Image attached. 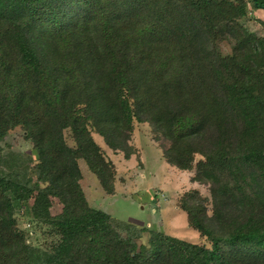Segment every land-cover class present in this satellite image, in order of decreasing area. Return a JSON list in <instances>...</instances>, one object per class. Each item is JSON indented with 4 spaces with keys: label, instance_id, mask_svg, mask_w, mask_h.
I'll list each match as a JSON object with an SVG mask.
<instances>
[{
    "label": "trees",
    "instance_id": "16d2710c",
    "mask_svg": "<svg viewBox=\"0 0 264 264\" xmlns=\"http://www.w3.org/2000/svg\"><path fill=\"white\" fill-rule=\"evenodd\" d=\"M248 8L0 0V141L19 127L35 151L32 167L0 155V264H264V34L246 25ZM136 121L169 139V164L209 185L210 197L193 188L178 201L204 243L146 226L123 235L90 204L81 159L106 194L117 180L94 132L129 158ZM34 190L40 243L14 204ZM50 196L66 201L58 215Z\"/></svg>",
    "mask_w": 264,
    "mask_h": 264
},
{
    "label": "rangeland",
    "instance_id": "374dc122",
    "mask_svg": "<svg viewBox=\"0 0 264 264\" xmlns=\"http://www.w3.org/2000/svg\"><path fill=\"white\" fill-rule=\"evenodd\" d=\"M247 1L248 15L251 18L245 21L246 25L251 30L264 34V10L253 9L251 0ZM66 136L73 145L68 130ZM94 137L106 156L116 165V192L106 194L83 159L80 160L83 172L81 183L90 204L110 214L113 224L123 235H126L129 227L146 226L189 242L206 241L188 224L186 212L178 206V201L185 191L193 188L210 197L209 185L193 181L191 177L194 170H179L164 159L162 150L169 146L170 141L161 130H155L148 122L136 121L131 143L137 148V152L129 158L122 151L110 148L100 134L94 132ZM0 155L7 161H15L20 167H32L30 159L35 157V151L31 142L25 138L24 131L17 127L0 141ZM29 180L35 181V172L31 168ZM36 195L34 190L24 201L14 200V204L19 226L29 231V241L40 243L44 236L43 230L31 221V207ZM50 199L52 215L60 214L66 201L58 196H50ZM147 237L146 232L145 239Z\"/></svg>",
    "mask_w": 264,
    "mask_h": 264
}]
</instances>
